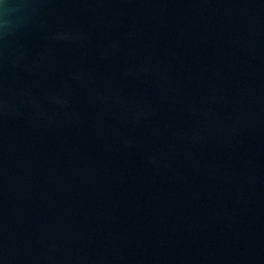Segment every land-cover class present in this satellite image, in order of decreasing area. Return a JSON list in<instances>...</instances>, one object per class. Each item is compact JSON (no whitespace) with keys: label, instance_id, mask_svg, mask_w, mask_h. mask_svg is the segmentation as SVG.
<instances>
[{"label":"water","instance_id":"obj_1","mask_svg":"<svg viewBox=\"0 0 264 264\" xmlns=\"http://www.w3.org/2000/svg\"><path fill=\"white\" fill-rule=\"evenodd\" d=\"M0 264H264V0H0Z\"/></svg>","mask_w":264,"mask_h":264}]
</instances>
